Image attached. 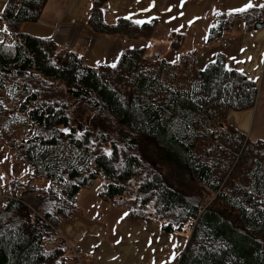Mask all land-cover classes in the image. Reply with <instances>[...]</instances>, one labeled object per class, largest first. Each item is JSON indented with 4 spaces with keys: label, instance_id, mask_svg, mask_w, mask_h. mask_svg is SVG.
Instances as JSON below:
<instances>
[{
    "label": "trees",
    "instance_id": "obj_1",
    "mask_svg": "<svg viewBox=\"0 0 264 264\" xmlns=\"http://www.w3.org/2000/svg\"><path fill=\"white\" fill-rule=\"evenodd\" d=\"M105 1L89 8L94 32L131 40L155 33L157 20L106 22ZM46 2L7 0L0 12L13 40L0 42V130L21 129L10 145L29 170L4 187L20 198L0 204V264H67L58 228L93 179L130 219L190 233L177 264H264V140L227 121L229 110L254 107L256 84L223 53L198 67L176 31L167 37L174 58L142 45L125 48L112 65H87L21 31ZM234 17L218 15L208 41L237 18L253 31L264 8Z\"/></svg>",
    "mask_w": 264,
    "mask_h": 264
},
{
    "label": "crops",
    "instance_id": "obj_2",
    "mask_svg": "<svg viewBox=\"0 0 264 264\" xmlns=\"http://www.w3.org/2000/svg\"><path fill=\"white\" fill-rule=\"evenodd\" d=\"M92 1L47 0L38 19L23 23L20 29L53 41L61 52H75L90 66L114 64L125 48L145 45L148 53L158 52L156 43L167 44L172 31L180 32L183 50H195L200 63L223 53L228 67L236 68L256 84L254 107L240 112L229 110L227 121L251 140H264V28L245 31L243 21L237 18L218 41H208L209 29L218 15L232 19L250 8L263 9L264 0H106V22L120 17L139 24L157 20L155 33L142 40L94 32L87 24ZM6 2L0 0V12ZM0 36L12 39L1 18ZM100 185L99 179H93L79 189L75 196L77 211L58 228L70 255L67 264H177L190 233L166 234L158 221L130 219L129 208L105 199Z\"/></svg>",
    "mask_w": 264,
    "mask_h": 264
},
{
    "label": "rangeland",
    "instance_id": "obj_3",
    "mask_svg": "<svg viewBox=\"0 0 264 264\" xmlns=\"http://www.w3.org/2000/svg\"><path fill=\"white\" fill-rule=\"evenodd\" d=\"M3 38L6 41L7 37H3ZM8 39H10V37ZM148 41L151 42V40ZM158 43H159L158 46L156 43V49L158 50L164 49V53L167 54L166 56H170V58H174L173 53L171 51L170 52L167 51V44L165 42H161V43L158 42ZM206 62L208 61H205L204 63H198L197 66L203 67L206 64ZM20 132L21 129L15 127L9 130L8 132H5V130H0V190L2 186L6 185L13 188V186H17L18 182L21 183L22 181H25L27 172L29 171L28 167L25 166L24 163L20 162L16 150L13 148L11 149V145H10V141L13 140L18 141L21 135ZM11 181L14 182L12 185L10 183ZM38 184L40 185L42 183L39 182Z\"/></svg>",
    "mask_w": 264,
    "mask_h": 264
},
{
    "label": "built area",
    "instance_id": "obj_4",
    "mask_svg": "<svg viewBox=\"0 0 264 264\" xmlns=\"http://www.w3.org/2000/svg\"><path fill=\"white\" fill-rule=\"evenodd\" d=\"M4 38L2 36H0V42L3 41ZM7 43L8 44H13V41L11 39H7ZM20 193L19 192H15V193H11L8 190H1L0 191V204L5 203L7 200L9 199H18L20 198ZM21 201H24L21 199ZM25 203V201H24Z\"/></svg>",
    "mask_w": 264,
    "mask_h": 264
},
{
    "label": "water",
    "instance_id": "obj_5",
    "mask_svg": "<svg viewBox=\"0 0 264 264\" xmlns=\"http://www.w3.org/2000/svg\"><path fill=\"white\" fill-rule=\"evenodd\" d=\"M262 28H264V21H257L253 25L254 30H260Z\"/></svg>",
    "mask_w": 264,
    "mask_h": 264
},
{
    "label": "snow or ice",
    "instance_id": "obj_6",
    "mask_svg": "<svg viewBox=\"0 0 264 264\" xmlns=\"http://www.w3.org/2000/svg\"><path fill=\"white\" fill-rule=\"evenodd\" d=\"M251 5H249V7H250ZM243 9H237L236 11H242ZM115 65H113V67H114Z\"/></svg>",
    "mask_w": 264,
    "mask_h": 264
}]
</instances>
